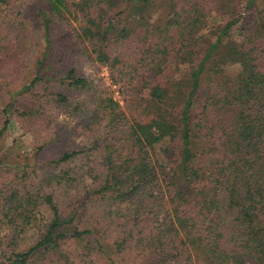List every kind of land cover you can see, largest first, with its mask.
Returning <instances> with one entry per match:
<instances>
[{
    "label": "trees",
    "instance_id": "obj_1",
    "mask_svg": "<svg viewBox=\"0 0 264 264\" xmlns=\"http://www.w3.org/2000/svg\"><path fill=\"white\" fill-rule=\"evenodd\" d=\"M242 6L0 0V264H264V0Z\"/></svg>",
    "mask_w": 264,
    "mask_h": 264
},
{
    "label": "rangeland",
    "instance_id": "obj_2",
    "mask_svg": "<svg viewBox=\"0 0 264 264\" xmlns=\"http://www.w3.org/2000/svg\"><path fill=\"white\" fill-rule=\"evenodd\" d=\"M176 2V0H174ZM239 3H241L243 6L245 5V0H238ZM242 6V7H243ZM226 23V21L223 20V18H220L218 13H213L211 19H210V26L213 27L212 31H215L219 26H223ZM187 68L186 65L182 66V70L185 71ZM85 70L87 73L92 74L93 76H100L103 77L108 84H111V79L109 78V71L108 68H104L103 66H100L99 64H86ZM115 89L116 86H114ZM142 95H147V90H143L141 92ZM115 96L120 99L118 91H116ZM124 103V101H122ZM203 100L200 98L196 102V107L194 109V115L195 117H199L200 112L202 111V104ZM2 115H0L1 117ZM1 121V120H0ZM15 138H20L21 142L23 143V146L30 145L32 141V135L30 133H23V130L20 128H17V126H13L10 131V136L7 139V145H11L12 140ZM24 148H21L23 150Z\"/></svg>",
    "mask_w": 264,
    "mask_h": 264
}]
</instances>
